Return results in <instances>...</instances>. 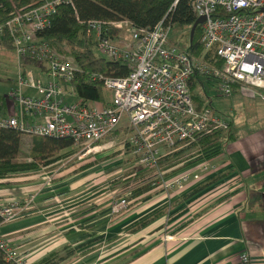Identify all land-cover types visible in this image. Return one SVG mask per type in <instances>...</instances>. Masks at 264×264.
<instances>
[{"label":"built area","instance_id":"1","mask_svg":"<svg viewBox=\"0 0 264 264\" xmlns=\"http://www.w3.org/2000/svg\"><path fill=\"white\" fill-rule=\"evenodd\" d=\"M62 4L73 6V0H43L21 7L0 24V38L8 35L18 60L15 87L7 94L13 106L9 115L0 116V127L28 136L69 139L71 149L81 153L78 159L99 152L102 142L123 128L128 133L125 143L136 158L134 164L155 169L162 187L168 190L174 185L182 188L191 170L165 180L159 169L161 157L189 147L203 135L230 131L228 120L209 106L199 107L193 99L194 75H207L224 95L247 90L264 100V0H190L195 18H205L200 24L203 50L197 56L169 41L172 25L167 16L152 28L135 27L128 19L88 20L86 36L95 42V51L128 67L127 75L121 77L89 75V82L111 91L109 104L64 101L63 89L71 87L73 91L71 83L78 66L74 58L55 51L38 35ZM109 24L122 26L132 43H115L105 34ZM27 61L42 68L46 84L26 70ZM23 88L36 93L24 94ZM197 168H210L209 159L201 160ZM125 199L115 202L113 209L126 207ZM29 204L30 200L21 204L0 198L1 223L20 215ZM0 249L7 259L26 264L1 236ZM239 263L251 264L250 253L240 254Z\"/></svg>","mask_w":264,"mask_h":264},{"label":"crops","instance_id":"2","mask_svg":"<svg viewBox=\"0 0 264 264\" xmlns=\"http://www.w3.org/2000/svg\"><path fill=\"white\" fill-rule=\"evenodd\" d=\"M114 41L121 46L132 43L125 32ZM2 98L0 116H7L13 104L7 95ZM76 100L75 96L67 101ZM242 122H229L235 137L209 159L210 168L200 170L199 161L195 169L189 167L182 188L174 185L118 211L112 209L113 200L101 205L114 191L84 188L86 180L77 179L82 174L63 170L49 186L36 178L39 174H29L36 170L11 174L0 180V198L30 204L0 224V236L26 264L90 240L93 249L79 256L76 264H240L239 255L245 252L250 253L251 264H264V125L244 134ZM172 155L160 158L174 163L162 170L165 180L184 170H176L183 163ZM220 187L221 192H213ZM165 209L145 226L129 231ZM168 233L176 240L166 241ZM97 237H106L107 245L117 247L104 253Z\"/></svg>","mask_w":264,"mask_h":264},{"label":"trees","instance_id":"3","mask_svg":"<svg viewBox=\"0 0 264 264\" xmlns=\"http://www.w3.org/2000/svg\"><path fill=\"white\" fill-rule=\"evenodd\" d=\"M43 0H0V24L10 18L11 13L21 7H28L41 3ZM73 0V6L60 5L55 14L51 17L50 25L38 35L46 41L55 51L61 54L72 55L78 70L71 85L78 101L85 104L92 100H101L109 104L106 91L101 84L89 82L91 73H99L105 76L121 77L128 73V67L120 61H110L95 51V42L86 36V22L92 19L113 22L121 19H128L138 28H152L162 18L167 16L171 25H178L187 30L186 52L190 55H199L203 50L201 42L202 30L197 25L190 40L189 32L191 25L195 21V15L190 6V0ZM122 26L108 25L105 27V34L113 40L124 33ZM174 44V43H173ZM0 45L5 48H12L11 39L8 35L0 38ZM26 64L36 66L35 62L27 61ZM204 79V81L202 80ZM191 84L193 99L199 107L209 106L203 95L199 92L198 86L203 87L204 82L209 83L211 78L207 75H194ZM4 99L0 98V109ZM122 132L119 128L111 136H118ZM25 134L12 128L0 127V180L7 178L11 174L32 171L40 166L50 165L72 152V142L65 138H52L31 136L30 160L21 161L20 143ZM235 134L217 130L211 134L203 135L192 145L184 150L173 153L174 158H178L185 152V149H195L193 159L184 162L182 168L192 167L203 159H210L221 152L227 141L233 140ZM197 155V156H195ZM179 161V160H177ZM83 163V162H82ZM95 164L88 162L77 164L70 173H79L82 170ZM170 158H163L159 162V169L173 165ZM55 174L50 178L54 180ZM130 184L139 185L132 189L130 195L125 199L127 206L142 203L152 197L153 194L165 190L156 185V180L151 179L148 173L129 171ZM134 179L136 181H134ZM160 179V178H159ZM128 185V187H129ZM166 209L158 212L154 216L141 220L134 224L129 231H136L145 226L154 217H159L165 213ZM2 219L0 217V224ZM73 230L70 229L69 232ZM74 254L73 250H68L65 256H59L58 251H54L41 259L37 264H58L66 257ZM0 264H18L13 259H7L5 253L0 249Z\"/></svg>","mask_w":264,"mask_h":264},{"label":"rangeland","instance_id":"4","mask_svg":"<svg viewBox=\"0 0 264 264\" xmlns=\"http://www.w3.org/2000/svg\"><path fill=\"white\" fill-rule=\"evenodd\" d=\"M186 33L187 30L184 27L173 25L169 32V41L172 44L174 43V45H176L178 48L186 49ZM96 53L99 54L97 51ZM64 55L72 57V55ZM17 67L18 60L13 48H5L0 45V96L4 97V95H7L8 92L15 87ZM26 70L31 72L33 78L38 79L42 85L47 83L48 78L46 76V73L42 72L39 66L27 64ZM202 80L204 81V79ZM197 90L202 93L206 103L209 104V107L213 109L217 114H219L222 118L232 123L243 121L240 124V128L244 131V134H247L249 133V131L258 128L259 126L262 127L264 125V100H262L258 95H254L252 92L247 90H238L234 91L230 95H224L220 92L219 85L213 81H210L209 83L204 82L203 87L199 85ZM70 91H72L71 87L63 89V98L65 99V102L66 100L69 101L75 98L73 91L72 95L66 94ZM23 92L27 95H33L36 93L35 90H32L31 88H23ZM106 95L111 98V91L107 90ZM2 97L0 98L3 99ZM121 129L122 132L120 133V135L115 137L112 136L111 138H107L106 140H104L102 142L104 147H102V149L97 153H90L83 156L81 159H78V155H80L81 153H76L75 150L71 149L72 152L61 160H58L50 165H42L38 170L29 174H39L36 178H39V180L40 178L41 180L44 179L45 185L49 186L51 184L50 182H52L50 181V178L54 173H60L63 170H70L69 172H71L77 164L95 162V164L82 170L81 173L79 172V174L82 175L81 177H77V179H79V182L80 178H82L81 180H86L84 183H82V186L85 184V186H83L84 188L94 185L97 186V189L100 191H105L107 193L109 191H114V198L112 197L111 199L102 200L101 205H108L111 200L118 202L122 197L127 198L130 195L131 190L139 185L138 183L129 185L130 179L125 178L129 174V171H134L137 173L142 172L144 174L148 173L149 175H151V179L156 180V185L159 184V186L162 187V182L159 179L160 176L157 174L155 169H144L143 167H140L138 165H134L133 168L129 167L130 164L128 165V163L132 161L134 164L136 162V158L134 154L131 153V149L128 147L129 144L125 143L127 141L128 133L125 132L123 128ZM30 149L31 136L24 135L20 143L19 160L29 161ZM194 151L195 149H185V152L181 154L176 160H179L178 162L185 164L184 162H189L191 161V159H193L192 154L194 153ZM183 164L177 167L176 170L178 171L179 169H184L182 173H186L194 169V167L196 166L194 165L192 169H189L188 167L182 168ZM176 176H178V174L174 177ZM134 181L136 180L134 179ZM187 181L188 179H186V181H184L182 185L186 184ZM106 189H108L109 191H106ZM213 192H221V187ZM114 204L115 203H113L112 206H114ZM122 209H124V207ZM168 234L172 235L173 238H170L166 241L173 242L174 240H176L172 233ZM90 236L92 237V235H89L88 237ZM98 240H100L99 246H101L102 250H105L104 253L115 250V248L117 247V245L115 247L112 246L113 243L107 245L109 240H106V237H97L95 239V242ZM92 241L93 240L86 241L84 244L75 247H72L70 245L60 248V250L58 251L59 256H65L68 250H73L74 254L70 257H66L62 261H59L58 264H76L77 258L79 256L83 254H85L86 256V254L93 249L91 245L93 243ZM81 248L84 249L81 250Z\"/></svg>","mask_w":264,"mask_h":264},{"label":"water","instance_id":"5","mask_svg":"<svg viewBox=\"0 0 264 264\" xmlns=\"http://www.w3.org/2000/svg\"><path fill=\"white\" fill-rule=\"evenodd\" d=\"M204 19H205L204 17H197L195 19V21L191 25L190 32H189V38H190V40H191V38L193 36V33H194V30H195L196 26L202 24L204 22Z\"/></svg>","mask_w":264,"mask_h":264}]
</instances>
